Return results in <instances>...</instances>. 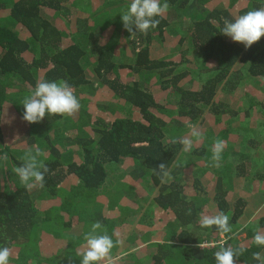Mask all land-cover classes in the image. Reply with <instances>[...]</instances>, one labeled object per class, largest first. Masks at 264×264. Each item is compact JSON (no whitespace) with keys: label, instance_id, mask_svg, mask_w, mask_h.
Wrapping results in <instances>:
<instances>
[{"label":"trees","instance_id":"16d2710c","mask_svg":"<svg viewBox=\"0 0 264 264\" xmlns=\"http://www.w3.org/2000/svg\"><path fill=\"white\" fill-rule=\"evenodd\" d=\"M167 2L158 27L132 36L121 17L131 0H0V248L12 250L9 264H81L77 251L96 221L97 234L123 241L112 249L117 264H216L220 247H197L205 241L245 249L236 264H259L252 253L264 247L253 236L264 230V201L247 224L249 202L230 187L234 173L264 182L256 162L264 119L240 150L230 138L250 128L255 106L264 115V98L241 111L225 101L248 88L247 77L264 81V37L246 49L221 29L264 0ZM38 80L67 81L80 103L75 116L24 121L22 101ZM197 123L217 126L216 139L227 141L214 214L193 198L192 186L209 190L187 176L184 161L210 162L212 144L186 154L174 142ZM37 152L49 171L43 187L28 190L14 169ZM161 163L170 170L165 183ZM138 187L146 195H135ZM220 211L231 232L200 227L201 213Z\"/></svg>","mask_w":264,"mask_h":264},{"label":"clouds","instance_id":"9594fccd","mask_svg":"<svg viewBox=\"0 0 264 264\" xmlns=\"http://www.w3.org/2000/svg\"><path fill=\"white\" fill-rule=\"evenodd\" d=\"M167 0H131V3L122 17L123 27L135 36L137 32L147 35L150 29L159 26L160 19L169 10ZM221 33L230 37L232 41L241 43L246 49H250L253 44L264 37V7L248 11L246 14L239 15L233 21L224 19V26ZM24 112L23 120L34 124L41 122L46 115L75 116L80 109V103L73 92V88L67 81H41L38 80L34 90L22 101ZM189 134L178 138L175 143L182 145V151L190 152L196 144L204 139L203 131L196 124L187 125ZM226 144L222 139L217 138L212 146L213 166L220 167L222 153ZM41 152L35 155L29 153L21 166L14 169L20 182L28 190H32L37 185L43 187L45 173L49 171L42 161L38 160ZM42 169V170H41ZM157 175L161 182L165 183L171 179L170 170L167 165L161 163L158 165ZM191 215V209L188 210ZM198 223L202 228H211L215 226L221 234L232 231L229 224V216L223 211L215 215L200 214ZM103 226L96 221L91 226V231L84 236L85 244L81 250L77 251V256L81 258V264H117L120 256H113L112 249L122 245L123 241L117 239L113 241L112 237L105 231L104 234H97V230ZM253 243L258 247H264V230L257 229L253 236ZM197 247L203 248L202 243ZM245 249H233L231 246H221L216 251V264H236V258L243 254ZM12 250L9 247L0 248V264H9ZM252 258L264 264V255L260 252L252 253Z\"/></svg>","mask_w":264,"mask_h":264},{"label":"rangeland","instance_id":"374dc122","mask_svg":"<svg viewBox=\"0 0 264 264\" xmlns=\"http://www.w3.org/2000/svg\"><path fill=\"white\" fill-rule=\"evenodd\" d=\"M238 3V0H232L231 3V7H234L236 4ZM233 5V6H232ZM237 6V5H236ZM247 83V87L248 88H244L242 90V92H240L237 95H233L231 97L228 98L227 96V100L225 102H228L229 104L232 105L233 108H237L239 111L242 110V108L245 109V107L247 106H251L250 109L252 108V106H255V101L259 100L262 101L264 98V81L263 80H259L256 79L254 80L253 78L247 77L246 78V82ZM158 99L160 102H163L165 97L164 95H160V93H158ZM256 98V100H255ZM223 100H225V96L222 98ZM111 101V100H108ZM258 101V102H259ZM256 109H253L252 112L254 114L253 118L250 119L252 124L249 126L250 128H242L236 131L235 134H233V136L230 138V141L235 143V148H237L238 150H240L241 145L243 144L242 142H247L248 139L252 138L249 137L251 135V131L249 129H251L253 126H255V120H260V119H264V115L261 113V106L260 107H256ZM198 127H200V129L204 132V135L206 134V138H204L199 144H196L193 148L197 149L199 148L202 144H212L216 139V136L221 132L220 130H218V127L215 126L216 128H213V130H211L210 125H203V126H199L198 123L196 124ZM240 141V142H238ZM227 141H225L226 143ZM211 147H208L207 149L211 151L212 149ZM184 152L186 154H190L193 152ZM262 155L260 159H257L256 162L260 163V167L261 169L264 168V151L263 149L259 151ZM255 153V152H254ZM228 154L227 149L225 147V150L222 153V159L220 161V167H215L213 166V162L212 160L210 162H208L207 160H199L197 162H189V159H184L185 161V167H186V172H187V176L192 177L191 180H193L195 178V180H200L201 181V185L202 187L208 189L209 191H207V193H203V191H201L197 185L196 186H192V194H193V198L196 199L198 201V199L200 200L201 206L205 209L206 213H210V214H214L215 213V204L213 203V199H214V195L216 192V187L213 186L215 183V180L217 178L218 173L220 171V169H222V167L225 166V162L227 160L226 155ZM77 159H79L77 157ZM264 172V170H263ZM231 176H233V186L230 187V195L232 196H240V197H244L248 202H249V206L246 210L245 213V222L247 224H250L251 221L253 220V218L260 213V209L262 208L260 206V202L264 201V182H261L258 179V176L249 178V179H235L236 175L235 173L232 174ZM228 182L226 181L224 182L225 187L224 190L229 189L228 186ZM196 184V182H195ZM0 186H3L2 182H0ZM136 193H134L135 195H140V196H144L146 195V189L142 188V187H138L136 188ZM151 207V206H150ZM242 237H245L242 234ZM144 241V240H143ZM146 244H144V246L142 247V249L144 250V254H147L148 252H150V248L146 247ZM116 256V255H115Z\"/></svg>","mask_w":264,"mask_h":264},{"label":"built area","instance_id":"2783aa9c","mask_svg":"<svg viewBox=\"0 0 264 264\" xmlns=\"http://www.w3.org/2000/svg\"><path fill=\"white\" fill-rule=\"evenodd\" d=\"M202 244L204 245L203 248H200V249H208V250H211V249H216V248H219L221 246H224V241H221V242H214V241H210V242H202Z\"/></svg>","mask_w":264,"mask_h":264}]
</instances>
